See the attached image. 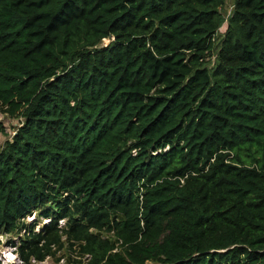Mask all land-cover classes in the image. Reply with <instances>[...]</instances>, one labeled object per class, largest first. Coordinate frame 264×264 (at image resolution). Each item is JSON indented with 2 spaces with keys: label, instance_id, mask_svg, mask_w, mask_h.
Here are the masks:
<instances>
[{
  "label": "trees",
  "instance_id": "trees-1",
  "mask_svg": "<svg viewBox=\"0 0 264 264\" xmlns=\"http://www.w3.org/2000/svg\"><path fill=\"white\" fill-rule=\"evenodd\" d=\"M225 1L0 0V234L25 264H264V0Z\"/></svg>",
  "mask_w": 264,
  "mask_h": 264
},
{
  "label": "rangeland",
  "instance_id": "rangeland-1",
  "mask_svg": "<svg viewBox=\"0 0 264 264\" xmlns=\"http://www.w3.org/2000/svg\"><path fill=\"white\" fill-rule=\"evenodd\" d=\"M234 0H226L221 12L223 16L226 18L232 7H233ZM223 27H221L218 30L217 36L219 34H222ZM111 40L110 37H107L102 40L101 45H106ZM22 121V118L20 116H11L8 113L4 112L2 109H0V125L3 128V131L0 132V149L3 147L5 141L10 139L12 135L14 134L17 127L20 125L19 123ZM48 219L41 218L36 214V212H33L29 216L25 217V222L33 223L35 231H38L42 229V226L45 222H47ZM65 223V220L59 221V226H63ZM22 232L19 234L21 235ZM18 235V236H19ZM107 233L103 232V236L105 237ZM110 236V234H108ZM63 239V238H62ZM12 242H15L14 244L17 245L18 237L14 233L0 234V264H25L17 254V249L14 247ZM78 248L76 246L75 251L70 250L66 244L59 249L55 255L48 256L42 261H29L27 264H71L69 262L72 258H77L75 254H77ZM45 262V263H44ZM146 264H159L157 262H151L147 261Z\"/></svg>",
  "mask_w": 264,
  "mask_h": 264
},
{
  "label": "built area",
  "instance_id": "built-area-1",
  "mask_svg": "<svg viewBox=\"0 0 264 264\" xmlns=\"http://www.w3.org/2000/svg\"><path fill=\"white\" fill-rule=\"evenodd\" d=\"M86 257H89V256H88V255H85V258H86ZM31 260H32V261H35L34 259H31Z\"/></svg>",
  "mask_w": 264,
  "mask_h": 264
},
{
  "label": "bare ground",
  "instance_id": "bare-ground-1",
  "mask_svg": "<svg viewBox=\"0 0 264 264\" xmlns=\"http://www.w3.org/2000/svg\"><path fill=\"white\" fill-rule=\"evenodd\" d=\"M45 263V262H44Z\"/></svg>",
  "mask_w": 264,
  "mask_h": 264
},
{
  "label": "clouds",
  "instance_id": "clouds-1",
  "mask_svg": "<svg viewBox=\"0 0 264 264\" xmlns=\"http://www.w3.org/2000/svg\"><path fill=\"white\" fill-rule=\"evenodd\" d=\"M31 261V260H30Z\"/></svg>",
  "mask_w": 264,
  "mask_h": 264
}]
</instances>
